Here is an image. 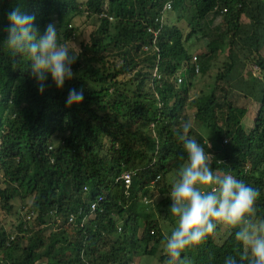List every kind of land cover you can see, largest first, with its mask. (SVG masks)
<instances>
[{
    "label": "trees",
    "instance_id": "trees-1",
    "mask_svg": "<svg viewBox=\"0 0 264 264\" xmlns=\"http://www.w3.org/2000/svg\"><path fill=\"white\" fill-rule=\"evenodd\" d=\"M168 1L0 0V43L14 7L35 16L39 35L55 16L69 26L71 16L90 13L99 24L82 44L72 66L74 78L58 89L49 76L43 94L30 62L0 44V108L5 110L0 117V209L9 215L17 200L34 199L30 220L19 217L15 231L0 219V264H136L137 258L156 257L166 234L139 207L150 188L167 192L171 177L186 162L179 138L183 124H191L189 137L203 140L190 108L194 123L222 147L213 170L256 188L257 218L264 219V94L249 125L248 109L233 85L240 79L243 86L251 85L254 66L264 72V0H255L254 8L253 0H175V11L195 3L198 21L204 23L187 37L160 22ZM219 17L223 22L214 27ZM151 29H161L159 54ZM199 34L208 41V55L198 57L202 75L221 55L227 36L229 50L216 77L219 87L191 100V82L198 74L186 46ZM183 65L188 72L178 86L176 74ZM157 69L160 80L154 78ZM73 88L82 90L84 99L69 107L66 98ZM202 146L212 154L208 144ZM125 172L134 174L129 189L117 182ZM100 196L105 201L93 214L91 204ZM55 220L61 222L59 230H54ZM140 221L144 227L139 229ZM236 230L221 245L210 234L186 249L182 264H224L229 256L238 260L242 249Z\"/></svg>",
    "mask_w": 264,
    "mask_h": 264
},
{
    "label": "clouds",
    "instance_id": "clouds-1",
    "mask_svg": "<svg viewBox=\"0 0 264 264\" xmlns=\"http://www.w3.org/2000/svg\"><path fill=\"white\" fill-rule=\"evenodd\" d=\"M7 19V36L0 44L30 62L40 94L49 76L58 89L74 78L72 66L80 52L68 41L58 42L55 24L46 25L44 34L39 35L34 27L35 16L20 7L12 8ZM83 99V91L73 88L66 105H79ZM190 128V123L183 124L179 138L187 160L168 195L169 212L177 225L164 242L167 264H182V253L202 243L214 233L217 224L237 229L235 240L242 249L238 260L229 256L224 264H264V219L257 218L256 210L259 191L231 174L214 171L212 163L216 158L188 136Z\"/></svg>",
    "mask_w": 264,
    "mask_h": 264
},
{
    "label": "rangeland",
    "instance_id": "rangeland-1",
    "mask_svg": "<svg viewBox=\"0 0 264 264\" xmlns=\"http://www.w3.org/2000/svg\"><path fill=\"white\" fill-rule=\"evenodd\" d=\"M258 1H256L257 4ZM255 0L252 2V8L256 6ZM188 7L187 10L185 8ZM82 12H87L85 9ZM214 15L210 17L213 19ZM113 21V20H111ZM223 22V18L219 17L214 22V27L219 26ZM244 29L251 28V20L245 19ZM57 29L58 42L63 43L68 41L70 45H75L78 47L79 52L81 51L82 44L86 43L90 39V35L93 31H95L98 27V20L96 16H93L90 13H84L79 16H71V22L69 26L63 25L59 18L55 16L53 18V23ZM164 24L175 26L180 29L184 35L187 37L191 33L193 29L200 30L204 27V23L198 21L197 11L195 3L191 5L190 2L184 4L182 9L173 10L171 13H168L164 17ZM246 30V31H247ZM71 31V36L67 37V33ZM246 33V32H245ZM244 33V34H245ZM230 36L225 38V43L221 45V55L218 56L212 63L209 64L207 68V72L205 75L202 73L198 74L191 88L190 98L191 100L199 99L203 96V94H209L210 91L218 88V83L221 81H217L216 77L218 73L223 70V64L226 62V57L228 55V40ZM187 49L192 57L198 56L201 59H205L208 55V41L203 38L201 34L192 38L191 41L187 43ZM187 70L184 71L187 75ZM252 82L251 85L243 86L242 80L236 81L234 88L238 90L240 102L248 109V124L251 125V120L255 110L257 108V104L262 99L264 94V72L261 71L257 66L252 67ZM239 85V87H238ZM238 87V88H237ZM248 96V97H247ZM248 98V99H247ZM5 110L0 108V117L4 116ZM189 115L192 119V124L195 130L199 133V135L203 138L201 140L199 137H195V139L201 144L210 145V149L212 151V155L217 159L219 152L222 150L220 143L217 140L215 135H211L207 130L201 128L198 124L194 123L193 118L195 116V110L190 108ZM203 143H202V142ZM3 172H0V185L3 183ZM177 179V174L171 177V180L168 184H170V189L167 192H162L163 188L160 186H155L154 188H150V196L143 199L140 203L139 212H146L152 215V217L156 218L162 227V231L166 234V237L170 235L172 230L177 225V219L171 215L169 212V208L171 205V200L168 195L171 190V187L175 180ZM34 202V199L31 197L24 203L21 200H17L14 203V211L12 214L6 215L4 211L0 209V219L4 221L6 224V228L9 231H15L17 223L19 222V217L24 218L26 221H29L31 215L29 213L30 208ZM55 228L54 230H59L61 226V222L59 220H55ZM33 224L37 227L36 221H33ZM144 222L140 221L137 228H143ZM218 230H215L211 235L217 244L221 245L223 242L229 237L230 233L235 230L229 228L223 224H217ZM138 229V230H139ZM165 242V241H164ZM164 242H162L161 246L158 249L157 256L151 258H137L136 264H167V255L165 252ZM155 253V250H153ZM164 257V260L161 261V258Z\"/></svg>",
    "mask_w": 264,
    "mask_h": 264
},
{
    "label": "built area",
    "instance_id": "built-area-1",
    "mask_svg": "<svg viewBox=\"0 0 264 264\" xmlns=\"http://www.w3.org/2000/svg\"><path fill=\"white\" fill-rule=\"evenodd\" d=\"M174 1L175 0H170L168 1L165 6H164V9H163V17L160 19V22L163 24L164 23V17L165 15H167L168 13H171L173 11V4H174ZM215 11H218V9H215ZM223 12H227V10H224ZM221 11V13H223ZM112 20V18H111ZM150 33H152L154 35V48L155 50L157 51V53L159 54L160 53V48L158 46V39H159V35H160V32H161V29L156 31L154 29H151L149 31ZM149 48H146V51L148 50ZM192 63L195 65V71L197 74L200 73V65H199V62H198V56H195L193 57V61ZM186 70V66L183 65L177 72L176 74V80H177V85L180 86L183 84L184 82V71ZM154 78H157L158 80L161 79V76L160 74L158 73V69L155 71V74H154ZM133 173L132 172H125L120 179L117 180V182H120V181H123L126 188L129 189L132 185V178H133ZM85 191L86 193L89 192V189L86 187L85 188ZM105 201V197L104 196H100L98 198V201L97 202H94L91 204V213H95L97 211V209L100 207L101 204H103V202ZM76 220V217L72 216L70 218V223H74V221ZM87 222V218H85L81 224V226H84Z\"/></svg>",
    "mask_w": 264,
    "mask_h": 264
}]
</instances>
